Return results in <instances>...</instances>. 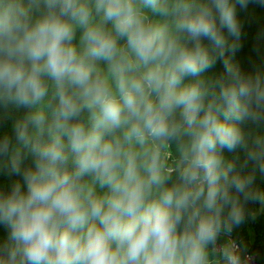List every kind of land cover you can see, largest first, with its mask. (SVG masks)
Instances as JSON below:
<instances>
[{"label": "clouds", "instance_id": "9594fccd", "mask_svg": "<svg viewBox=\"0 0 264 264\" xmlns=\"http://www.w3.org/2000/svg\"><path fill=\"white\" fill-rule=\"evenodd\" d=\"M250 3L0 0V168L21 178L0 264H248L264 69L229 54Z\"/></svg>", "mask_w": 264, "mask_h": 264}, {"label": "trees", "instance_id": "16d2710c", "mask_svg": "<svg viewBox=\"0 0 264 264\" xmlns=\"http://www.w3.org/2000/svg\"><path fill=\"white\" fill-rule=\"evenodd\" d=\"M27 2V0H26ZM238 17L242 23V34L239 47L231 56L232 62L239 65L246 72L255 71L257 68L264 69V6L250 3L248 9L242 10L238 6ZM225 34L227 32L225 30ZM233 38L229 37L231 41ZM206 44L209 42L205 41ZM209 47H211L209 45ZM224 74V67L220 61L207 73L210 77ZM2 111V110H0ZM246 128L253 127L245 125ZM5 132L11 133V120H0V135ZM226 159H231L234 153L224 152ZM243 158V153H241ZM30 161H26V164ZM21 179L15 175H8L6 170L0 168V188L8 191L12 184ZM22 182V180H21ZM257 184L264 189V177L257 175ZM259 203L249 202L246 205L245 221L234 228L232 239L246 249L245 253L252 255L257 264H264V213H258ZM249 213H255L253 218ZM7 235L6 226L0 224V243Z\"/></svg>", "mask_w": 264, "mask_h": 264}, {"label": "built area", "instance_id": "2783aa9c", "mask_svg": "<svg viewBox=\"0 0 264 264\" xmlns=\"http://www.w3.org/2000/svg\"><path fill=\"white\" fill-rule=\"evenodd\" d=\"M245 255L250 256L251 260H249L248 264H257L254 257L252 255H250L249 253H245Z\"/></svg>", "mask_w": 264, "mask_h": 264}, {"label": "rangeland", "instance_id": "374dc122", "mask_svg": "<svg viewBox=\"0 0 264 264\" xmlns=\"http://www.w3.org/2000/svg\"><path fill=\"white\" fill-rule=\"evenodd\" d=\"M258 213H264V209H262L261 206L258 208ZM220 242L223 243V238H221Z\"/></svg>", "mask_w": 264, "mask_h": 264}]
</instances>
